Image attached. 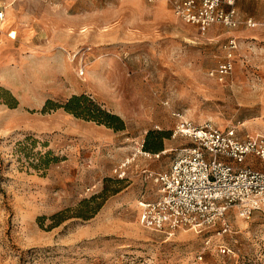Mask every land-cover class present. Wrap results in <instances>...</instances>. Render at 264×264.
I'll use <instances>...</instances> for the list:
<instances>
[{"label":"rangeland","instance_id":"rangeland-1","mask_svg":"<svg viewBox=\"0 0 264 264\" xmlns=\"http://www.w3.org/2000/svg\"><path fill=\"white\" fill-rule=\"evenodd\" d=\"M236 7L253 26L203 34L165 1L0 0V264H264V212L173 235L140 222L190 145L175 114L264 135V0ZM231 39L232 73L211 76ZM73 96L122 122L44 112Z\"/></svg>","mask_w":264,"mask_h":264},{"label":"built area","instance_id":"built-area-1","mask_svg":"<svg viewBox=\"0 0 264 264\" xmlns=\"http://www.w3.org/2000/svg\"><path fill=\"white\" fill-rule=\"evenodd\" d=\"M149 1L169 3L182 22L203 34L214 26L234 30L254 25L241 20L238 0ZM236 48L231 39L225 62L211 76L232 73ZM174 116V137L190 145L182 148L168 171L154 177L158 198L140 203L142 226L165 235L202 232L224 221L232 209L247 218L254 211L264 212V135L240 139L211 124L196 125L180 113Z\"/></svg>","mask_w":264,"mask_h":264},{"label":"trees","instance_id":"trees-1","mask_svg":"<svg viewBox=\"0 0 264 264\" xmlns=\"http://www.w3.org/2000/svg\"><path fill=\"white\" fill-rule=\"evenodd\" d=\"M63 108L68 113L74 115L78 118H86L88 120H92L98 122L99 124L107 125L109 127H114L113 121L122 122L119 117L106 113L101 108H99L92 99L86 96H73L66 104L57 105L53 102H48L45 106L44 112H49L52 110ZM121 130L122 128H117ZM146 150H150L153 152L161 151V145H157L156 147H149L148 142L145 146ZM52 152L49 151L45 154V156L41 157L40 162L41 165L50 166L51 163L57 162L58 157H51ZM46 218H40L39 222H43Z\"/></svg>","mask_w":264,"mask_h":264},{"label":"bare ground","instance_id":"bare-ground-1","mask_svg":"<svg viewBox=\"0 0 264 264\" xmlns=\"http://www.w3.org/2000/svg\"><path fill=\"white\" fill-rule=\"evenodd\" d=\"M13 36H14V34H13Z\"/></svg>","mask_w":264,"mask_h":264}]
</instances>
